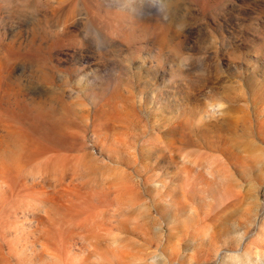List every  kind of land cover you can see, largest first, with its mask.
<instances>
[{
	"label": "rangeland",
	"instance_id": "rangeland-1",
	"mask_svg": "<svg viewBox=\"0 0 264 264\" xmlns=\"http://www.w3.org/2000/svg\"><path fill=\"white\" fill-rule=\"evenodd\" d=\"M0 264H264V0H0Z\"/></svg>",
	"mask_w": 264,
	"mask_h": 264
}]
</instances>
